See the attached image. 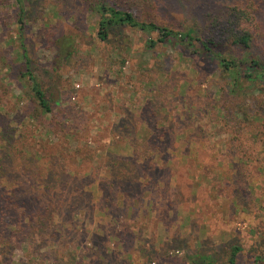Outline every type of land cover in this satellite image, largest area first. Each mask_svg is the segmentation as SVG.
<instances>
[{
    "label": "rangeland",
    "instance_id": "374dc122",
    "mask_svg": "<svg viewBox=\"0 0 264 264\" xmlns=\"http://www.w3.org/2000/svg\"><path fill=\"white\" fill-rule=\"evenodd\" d=\"M99 1L0 0V264H264V79L194 39L223 0H103L193 29L153 44Z\"/></svg>",
    "mask_w": 264,
    "mask_h": 264
},
{
    "label": "trees",
    "instance_id": "16d2710c",
    "mask_svg": "<svg viewBox=\"0 0 264 264\" xmlns=\"http://www.w3.org/2000/svg\"><path fill=\"white\" fill-rule=\"evenodd\" d=\"M18 1L21 2V0ZM220 2L219 5L210 6L203 13V25L200 31L204 39H194H198L203 49L217 59L221 71L227 75L234 86H240L241 77L252 82L259 78L264 79V33L257 19L260 0H223ZM90 8L99 14L97 33L101 40H106L113 30L126 26L148 33L156 32L157 39H150L151 44L178 33L183 40L190 41L193 38V29L174 32L172 29L157 24L154 20L137 19L124 2L119 4L116 1L108 3L101 0L91 3ZM237 49L248 52V54L240 56L236 52ZM24 74L28 76L42 112L48 113L50 111L48 100L38 79L28 69ZM230 248L227 261L228 264H235L240 247L233 244ZM215 260L218 259L213 255L207 257L201 255L192 259L189 264H214Z\"/></svg>",
    "mask_w": 264,
    "mask_h": 264
}]
</instances>
